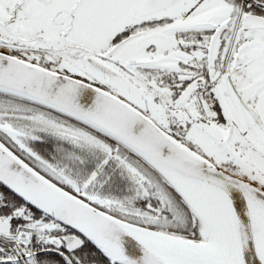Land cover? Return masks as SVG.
<instances>
[{"label":"snow or ice","instance_id":"obj_1","mask_svg":"<svg viewBox=\"0 0 264 264\" xmlns=\"http://www.w3.org/2000/svg\"><path fill=\"white\" fill-rule=\"evenodd\" d=\"M0 264H264V0H0Z\"/></svg>","mask_w":264,"mask_h":264},{"label":"water","instance_id":"obj_2","mask_svg":"<svg viewBox=\"0 0 264 264\" xmlns=\"http://www.w3.org/2000/svg\"><path fill=\"white\" fill-rule=\"evenodd\" d=\"M126 240L129 239V238H125Z\"/></svg>","mask_w":264,"mask_h":264}]
</instances>
